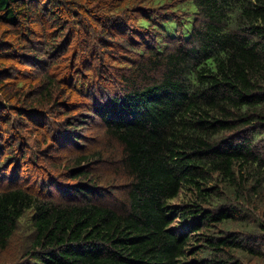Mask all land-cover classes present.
<instances>
[{"label":"trees","instance_id":"trees-1","mask_svg":"<svg viewBox=\"0 0 264 264\" xmlns=\"http://www.w3.org/2000/svg\"><path fill=\"white\" fill-rule=\"evenodd\" d=\"M0 22L17 42L0 44V136L70 92L88 109L58 107L67 126L105 139L59 198L0 191V252L21 227L15 264H243L264 246V0H0ZM39 58L25 94L14 62ZM107 158L108 180L90 168Z\"/></svg>","mask_w":264,"mask_h":264},{"label":"rangeland","instance_id":"rangeland-1","mask_svg":"<svg viewBox=\"0 0 264 264\" xmlns=\"http://www.w3.org/2000/svg\"><path fill=\"white\" fill-rule=\"evenodd\" d=\"M94 13L98 14L99 11H94ZM15 43L17 42L10 31V27L0 22V44L4 45V47L7 44L13 47L14 44L16 47ZM6 57L3 58L1 56L0 64L4 63L7 66L11 63L7 60L8 56ZM41 64L45 65L43 58L32 61L30 65L21 61L14 62L19 77L16 82L20 81V84L23 83L25 94L39 87L42 73L45 72V69H41ZM82 67L83 63H80L78 68L82 69ZM87 67L84 66L82 71L88 72ZM50 72L58 80L66 76L64 74L65 69L62 70V67L55 66ZM92 72L93 69L88 73ZM63 87L64 90L61 91L65 92L68 87L65 83H63ZM60 102V105L51 104L43 108H35V117L30 116L32 118H29L27 116L26 118L28 119L22 124H19L18 119H16L18 125L15 126L14 131L7 130L8 132L5 133V136H0L2 138L0 139V147L3 150L1 151L2 154H0V191L11 187H23L42 197L59 198V191L55 187H51L52 185L59 184L62 189L70 187L71 184L79 181L67 176L68 170L74 164V158L82 152L97 150V147L103 145L105 139L100 124L93 125L91 119H88L84 121L87 127L81 126L82 123H79L80 125L77 127L67 126L65 122L67 114H62L57 109L58 107H64L65 110H68L66 113L70 111L71 115L78 117V113L81 110L88 109L85 107L86 101L84 98L75 93L66 92V96L60 99ZM78 134H82L80 139L74 138V135ZM74 142L75 144H73ZM8 144L15 146L12 148L14 151L13 159L3 149ZM6 157H9V161L5 159ZM109 159L93 162L92 167H90L93 173L99 174L102 172L100 174H103L106 180L110 179L111 177L109 176L113 172L110 168H107L109 164L107 160ZM105 183L108 182L103 180L101 185ZM97 187L100 188L99 184ZM229 230L239 232L237 226H231ZM254 233V235L259 236L260 241H264V232L255 231ZM28 240V232L21 227L20 232L12 238L8 248L0 252V264H15L19 262L22 250L28 244ZM250 246L255 250V253L254 251L253 253L250 251L245 253L242 256V263L264 264V246L261 244Z\"/></svg>","mask_w":264,"mask_h":264}]
</instances>
